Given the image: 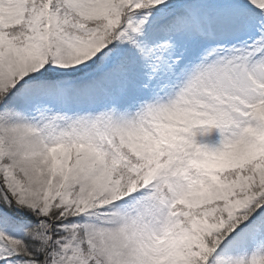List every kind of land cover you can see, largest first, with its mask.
Wrapping results in <instances>:
<instances>
[{
    "label": "snow or ice",
    "instance_id": "snow-or-ice-1",
    "mask_svg": "<svg viewBox=\"0 0 264 264\" xmlns=\"http://www.w3.org/2000/svg\"><path fill=\"white\" fill-rule=\"evenodd\" d=\"M0 264H264V0H0Z\"/></svg>",
    "mask_w": 264,
    "mask_h": 264
}]
</instances>
